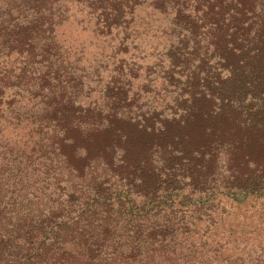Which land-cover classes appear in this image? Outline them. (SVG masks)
Listing matches in <instances>:
<instances>
[{"label":"rangeland","instance_id":"rangeland-1","mask_svg":"<svg viewBox=\"0 0 264 264\" xmlns=\"http://www.w3.org/2000/svg\"><path fill=\"white\" fill-rule=\"evenodd\" d=\"M163 1L41 0L40 9L37 0H0V30L52 14L55 41L52 56L39 48L33 65L0 47L4 230L43 222L51 238L65 224L71 248L95 250L93 264H264L263 149L243 127L259 121L264 102L244 87L236 55L224 56L226 68L210 61L224 33L194 38L191 10L177 16ZM257 4L264 13V0ZM49 67L59 79L44 84ZM209 91L212 100L202 99ZM209 134L219 159L175 163V178L157 169V186L144 157L133 156L183 138L203 144ZM118 136L135 149L126 162L108 151ZM27 253L23 239L12 240L0 245V264H24Z\"/></svg>","mask_w":264,"mask_h":264},{"label":"trees","instance_id":"trees-1","mask_svg":"<svg viewBox=\"0 0 264 264\" xmlns=\"http://www.w3.org/2000/svg\"><path fill=\"white\" fill-rule=\"evenodd\" d=\"M40 1L41 0H37V3L41 4L37 8L42 9L45 5ZM163 3L176 9L175 13L177 16L184 14V11L191 10L193 18L188 16L192 18V22L190 23L191 27H186V29L189 32L195 30L196 33L194 32V38L197 36L198 30H205L204 36L209 33H224L225 46L221 49L218 45H215L210 61L218 57L219 61L215 65V68H217V65L221 68H226L229 65L224 56L236 55L240 60L241 71H239V73H241L240 77L242 78L244 87L250 92H253V95L255 94L254 91L257 89L261 101L264 102V13L259 10L257 0H164ZM24 11L25 10L22 9L21 13ZM36 13H38V9ZM43 16L44 15H41L32 20V24L29 26L18 24L15 26L16 28L12 30H6L9 28H7V26L5 28L2 26L0 35L5 37V40L0 43L2 50L8 49L9 51H17L18 54L23 57L27 65H33L35 63L37 57L36 52L39 48L44 57L47 55L51 57V52L55 46L52 29V14L48 18ZM182 30H185V28L183 27ZM200 43V41L195 40V46L189 54H194V51L198 48ZM208 44V49H211L213 43L209 41ZM50 57H47V59ZM44 61L46 62V60ZM62 65L63 64H60V67H62ZM55 69L54 67H49L47 72L43 75L44 84L49 82L48 80L51 78L49 77L50 75H53L55 80L59 79V77H57L59 70L55 71ZM28 73L29 70L26 67L23 68L19 78L27 80L30 77ZM231 74L235 77L238 76L235 69H231ZM44 84L43 86H45ZM59 86L61 85L59 84ZM61 91V98L63 99L64 88L62 86ZM247 93L248 92H246V94ZM214 96L215 93L209 91L201 98H209V101H211V98ZM216 98H219L221 101V106L235 103L234 100H228L226 97H215V99ZM67 99L66 103L71 107L73 102H71L69 98ZM125 122L129 123L127 121ZM73 123L75 124L74 127H77V129L81 124L78 119H74ZM243 127L245 134L248 137H254L257 145L263 149L261 152L264 159V115L259 118V121L251 122L247 120ZM207 137L208 138L203 144L193 143L191 139L183 138L180 143H173L165 145L164 147L160 145H151L146 151H138V155L133 156L144 157L149 167L146 168L155 175L154 179L156 182H154V186H157L161 182H164L161 180L162 174H155L157 169H161L160 172L162 173L165 172L167 177L172 176L175 178L177 176L173 169L175 163L182 165L181 163L187 161L188 166H190L192 162H197L205 166L212 161H216L217 158L219 159L223 151H221V146L218 143V136L209 134ZM108 151L112 155H115L119 151L121 153V161L126 162L135 149L130 146L127 138L118 136L116 139H112ZM132 163L133 164H129V166L134 170H136V166H141L139 161L138 163L140 166L135 165L137 164L136 162ZM262 173L263 175L260 178L264 182V172ZM1 207L0 205L1 248L4 249L5 245L10 241L12 242V240L19 238L23 239L24 247H26L28 251L27 255L24 256V264H93L96 258L94 255L95 250L89 247L86 253H79L71 248L73 235L68 234L65 224L64 226L59 225L58 231H55L51 238H47V225L43 222L38 225L23 224L16 235H9V233H6L4 230L3 222H7L11 218L7 217L5 208ZM27 227H31V230L25 231ZM105 229L109 231L108 223H105ZM41 235L45 239H41ZM9 236L15 237L14 239L6 240V238H11ZM33 239L40 240L34 243L32 242ZM95 246L100 248L101 243L98 244L97 242ZM105 262L100 260L95 264H111L109 261L107 263Z\"/></svg>","mask_w":264,"mask_h":264}]
</instances>
